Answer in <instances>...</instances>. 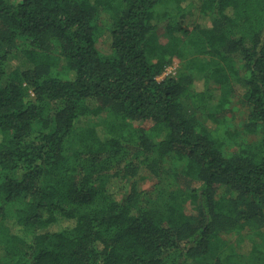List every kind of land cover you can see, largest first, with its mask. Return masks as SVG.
I'll return each mask as SVG.
<instances>
[{
    "label": "trees",
    "instance_id": "trees-1",
    "mask_svg": "<svg viewBox=\"0 0 264 264\" xmlns=\"http://www.w3.org/2000/svg\"><path fill=\"white\" fill-rule=\"evenodd\" d=\"M0 264H264V0H0Z\"/></svg>",
    "mask_w": 264,
    "mask_h": 264
},
{
    "label": "rangeland",
    "instance_id": "rangeland-1",
    "mask_svg": "<svg viewBox=\"0 0 264 264\" xmlns=\"http://www.w3.org/2000/svg\"><path fill=\"white\" fill-rule=\"evenodd\" d=\"M195 1H197V0H195ZM162 7L163 8H172L171 5H169V6L165 5V6H162ZM162 7H161V9H163ZM193 9H194L195 14H193V16H189V18H187V22L190 24V26L194 25L196 23V20H197L195 18H197L198 15L200 16V12H199L198 8L195 6ZM106 21L108 23L110 22L108 19H106ZM101 41L106 44L105 48H107L108 47V44H107L108 43V35L105 34L102 37ZM183 54L174 57L173 63L166 69V71L163 73V75L160 76V79L163 78L166 75H169V74H176L177 71L179 70V68L181 67V65L183 63H186V61L190 60L194 56L193 54H190V55H187V54L183 55ZM196 85H198V88H201L203 86L202 82H200V81ZM230 99H231V102H230L231 107L232 108H236V110H237L236 112L234 111V113H233V114H235V119L233 121V124L236 125V126L240 125V127H241V125L243 123L242 120L246 116V111H247L248 107L246 109V106L243 104V101H242V98H241L239 92L232 94ZM135 124L136 125L149 126L148 123H142V122H135ZM147 184H146V186H147ZM251 242L252 241L250 239H247V241L245 242L247 244L245 245V243L244 244L241 243V248L240 249L243 251V249H244L243 247L244 246H248L246 249L250 248V246H251L250 243Z\"/></svg>",
    "mask_w": 264,
    "mask_h": 264
}]
</instances>
